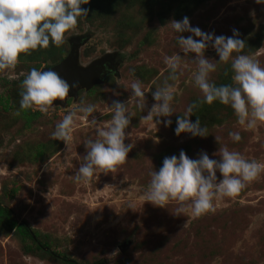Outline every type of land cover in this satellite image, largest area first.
<instances>
[{
  "label": "rangeland",
  "instance_id": "1",
  "mask_svg": "<svg viewBox=\"0 0 264 264\" xmlns=\"http://www.w3.org/2000/svg\"><path fill=\"white\" fill-rule=\"evenodd\" d=\"M105 4L109 10H101L103 14L97 16L89 10L87 17L78 18L75 31L65 34L64 45L57 48L50 42L47 49L22 53L14 70L0 74V203L17 222L35 230L40 241L76 264H264V173L236 197L214 199L215 212L199 218L193 216L190 206L183 215H174L178 207L174 201L167 208L144 202L149 173L162 167L164 157H179L181 150L191 159H199L203 151L219 161L218 150L227 146L247 160L264 163V124L245 130L233 109L219 101L202 104L189 117L192 122L199 118L209 135L175 134L177 116H183L203 96L194 83L195 54L184 55L171 27V21L187 17L191 27L214 36L230 37L235 29L245 43L239 54L264 67V3L106 0ZM180 35L187 38L192 34ZM73 37L83 39L77 48V66L85 68L108 58L110 73L100 83L78 89L63 105H53L49 115L30 109L36 114L25 117L20 109L23 79L36 63L45 67L63 58ZM175 54L181 55L182 74L168 81L175 93L171 102L174 113L151 119L147 115L157 103L152 93L169 75L164 57ZM236 55L234 52L232 58ZM205 57L217 65L210 73L211 82L217 86L233 83L231 59L227 64L218 61L211 46ZM137 79L146 91L143 111L131 98L130 84ZM113 100L127 102L133 114L125 139L126 145L134 144L129 159L116 174L98 173L90 182H77L75 172L87 154L83 142L96 138V127L111 122ZM81 102L95 105L89 119L95 117L97 125L85 122L78 112L72 141L66 145L54 140L55 125ZM166 119L172 121L167 127ZM229 132H239L242 139L233 142ZM215 136L220 137L218 142ZM217 178L222 179L218 171ZM46 251L26 252L13 230L0 231V264H66Z\"/></svg>",
  "mask_w": 264,
  "mask_h": 264
},
{
  "label": "clouds",
  "instance_id": "2",
  "mask_svg": "<svg viewBox=\"0 0 264 264\" xmlns=\"http://www.w3.org/2000/svg\"><path fill=\"white\" fill-rule=\"evenodd\" d=\"M89 2L90 0H0V74L14 70L20 63L22 53L30 55L38 48L47 49L50 42L57 48L64 45L65 34L75 31L78 18L88 16L89 9L82 8L81 5ZM255 2L261 4L264 0ZM171 27L178 34L177 41L184 55L195 54L193 63L197 70L194 83L203 96L201 100L190 104L183 116H177L175 134L179 136L186 132L193 137L209 135L207 129L200 126L199 118L192 122L189 117L202 104L211 105L214 101L230 106L238 123L245 130H253L258 124H264V67H261L258 60L239 54L245 46L244 40L238 38L239 32L233 29L230 37L214 36L212 33L202 32L198 27H191L187 17L181 21H171ZM184 32L192 35L185 38L180 35ZM193 36L199 39L194 40ZM209 46L215 49L218 61L227 64L231 59L232 84L217 86L211 82L210 73L216 71L217 65L205 57V50ZM234 52L238 55L232 58ZM164 63L169 75L163 86L157 87L152 93L157 103L153 104L147 115L151 119L170 117L174 113L171 102L175 93L168 81H175L182 74L181 55L165 56ZM225 75H228L227 70ZM77 85L78 82H74L71 87L75 88ZM21 89V110L31 109L49 115L54 101L66 100L70 86L55 71L32 68L23 79ZM130 90L135 107L143 111L146 106V91L141 81L133 80ZM109 109L112 112L111 122L105 127H96V138L83 142L87 154L75 172L77 182H90L98 173L116 174L129 159L128 153L134 144L126 145L125 139L133 114L129 112L127 102L118 100H113ZM95 111V105H84L81 102L80 106L75 107L55 125L52 138L68 145L73 139L77 113L83 114L85 122L96 126L95 117L89 119ZM15 115L19 116L20 111ZM163 123L167 127L172 121L166 119ZM228 135L233 142L242 139L239 132H229ZM215 140L218 142L220 137L215 136ZM156 142H159L158 139ZM218 152L219 161L210 159L203 151L199 154V159L189 158L184 150L180 151L179 157H164L162 167L149 173L151 179L148 190L144 193V202L167 208L174 201L178 205L174 215H183L187 206H190L193 216L199 218L215 212L214 199L236 197L246 184L264 173V163L247 160L239 152L229 151L227 146L221 147ZM217 171L222 179L218 180ZM129 207L132 208L131 205Z\"/></svg>",
  "mask_w": 264,
  "mask_h": 264
},
{
  "label": "water",
  "instance_id": "3",
  "mask_svg": "<svg viewBox=\"0 0 264 264\" xmlns=\"http://www.w3.org/2000/svg\"><path fill=\"white\" fill-rule=\"evenodd\" d=\"M82 42L83 39L81 37L70 38L68 41V52L63 58L51 66L39 68L41 71H55L62 79L66 80L70 86L68 97H75L78 89H88L92 85L100 83L105 75L111 71L108 58L92 62L85 68L77 66V48ZM74 82H78L75 88L71 87ZM64 103L65 101L56 100L53 105H63Z\"/></svg>",
  "mask_w": 264,
  "mask_h": 264
},
{
  "label": "trees",
  "instance_id": "4",
  "mask_svg": "<svg viewBox=\"0 0 264 264\" xmlns=\"http://www.w3.org/2000/svg\"><path fill=\"white\" fill-rule=\"evenodd\" d=\"M105 1L106 0H90V2L87 5H81V7L92 10L91 13L99 16L103 14V12H100L101 10L102 11L105 9L109 10V7L106 6ZM32 68H36L39 70L41 66L38 63H36L35 65L31 66V69ZM7 102H8V98L6 97L5 101L3 102L4 108H7V104H6ZM21 112L27 118L34 116L36 114V112H30V109L22 110ZM3 230H13L19 236L20 240L23 242V249L26 252L32 250H43V248H45L47 249L46 252L59 256L64 263L76 264L75 260L68 258L64 254L56 253L54 252V250L50 249L49 244L46 241H40L38 239V233L35 230L29 229L28 226L23 222H17L12 216L11 210L0 203V231ZM26 239L30 240V242H26ZM87 264H100V261H92Z\"/></svg>",
  "mask_w": 264,
  "mask_h": 264
}]
</instances>
